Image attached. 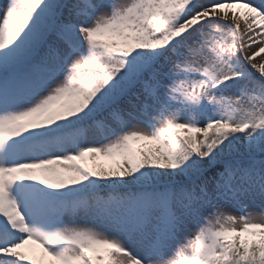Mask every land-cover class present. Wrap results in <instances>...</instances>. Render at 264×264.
<instances>
[{"label": "snow or ice", "instance_id": "1", "mask_svg": "<svg viewBox=\"0 0 264 264\" xmlns=\"http://www.w3.org/2000/svg\"><path fill=\"white\" fill-rule=\"evenodd\" d=\"M0 264H264V0H0Z\"/></svg>", "mask_w": 264, "mask_h": 264}]
</instances>
